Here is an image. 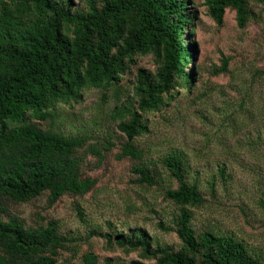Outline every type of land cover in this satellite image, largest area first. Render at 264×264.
<instances>
[{
	"label": "trees",
	"instance_id": "obj_1",
	"mask_svg": "<svg viewBox=\"0 0 264 264\" xmlns=\"http://www.w3.org/2000/svg\"><path fill=\"white\" fill-rule=\"evenodd\" d=\"M81 1L82 8L74 7L72 0H0V198L27 203L47 192L52 206L65 194L82 196L91 190L95 181L80 177L75 157L87 138L44 131L36 122L54 121L61 105L79 103L87 90L105 93L104 100L113 91L118 100L120 82L138 57H153L158 67L154 74L137 72L133 94L137 106L127 101L114 111L113 119L120 122L118 129L126 138L117 159H143L135 141L149 131L147 115L161 111L177 95L174 78L180 86L187 85V95L195 87L193 0ZM250 3L264 7V0H205L217 26L230 9L241 29L253 18ZM228 62L224 59L214 75L226 72ZM236 114L232 111L224 120L235 123ZM112 146L89 147L88 152L101 161L102 149ZM161 162L177 181L175 189L165 190L164 198L179 213L172 228L159 227L177 235L179 249L152 245L143 232L115 238L105 234L108 245L139 251L153 264H264L260 254L230 235L197 233L191 209L203 198L196 182L185 181L183 155L173 152ZM133 173L135 184H157L143 165ZM219 173L223 175L224 169ZM76 241L59 234L55 221L34 229L25 228L17 217L0 218V264H56L58 251L74 252ZM81 259L82 264H98L92 253Z\"/></svg>",
	"mask_w": 264,
	"mask_h": 264
},
{
	"label": "rangeland",
	"instance_id": "obj_2",
	"mask_svg": "<svg viewBox=\"0 0 264 264\" xmlns=\"http://www.w3.org/2000/svg\"><path fill=\"white\" fill-rule=\"evenodd\" d=\"M72 1L74 7H83L81 0ZM249 8L253 18L243 29L230 9L222 26H217L205 0H193L195 87L187 95V85L180 86L174 78L177 95L161 111L147 115L149 131L135 141L143 151L142 160L117 159L126 138L113 118L127 101L137 106L136 74L140 70L154 74L158 65L153 57H138L130 66L120 82V100L113 91L104 100L105 93L87 90L79 103L61 105L54 121L36 122L44 131L87 138L75 157L80 177L93 179L95 185L82 196L65 194L52 206L47 192L27 203L0 198V218L17 217L25 228L34 229L55 221L59 234L77 240L74 252L58 251L56 264H82L81 257L88 253L96 256L98 264H153L139 251L108 245L103 236L143 232L152 245L179 249L177 235L159 227L172 228L179 213L164 198L165 190L175 189L177 181L161 162L178 152L187 163L185 181L196 182L203 198L200 206L191 209L193 229L230 235L264 259V143L257 140L264 139V7L250 3ZM224 59L229 61L227 71L215 76ZM232 111L237 113L235 123L224 120ZM108 143L113 146L102 149L101 161L88 152L89 147ZM138 165L151 171L156 185L135 184L133 169ZM94 229L97 235L90 236Z\"/></svg>",
	"mask_w": 264,
	"mask_h": 264
}]
</instances>
